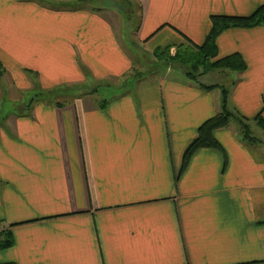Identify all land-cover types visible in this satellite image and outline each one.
Returning <instances> with one entry per match:
<instances>
[{
  "label": "crops",
  "instance_id": "obj_1",
  "mask_svg": "<svg viewBox=\"0 0 264 264\" xmlns=\"http://www.w3.org/2000/svg\"><path fill=\"white\" fill-rule=\"evenodd\" d=\"M136 1L137 40L153 56L185 37L202 45L213 15L264 4ZM100 3L0 0V227L14 239L0 264H264V133L246 142L232 122L215 132L224 152L198 150L179 176L199 127L221 111V86L260 127L264 23L220 34L219 56L239 53L247 68L206 73L201 82L218 85L206 90L170 69L131 76L125 23ZM126 77L134 84L109 100L94 91ZM69 89L64 102L44 96Z\"/></svg>",
  "mask_w": 264,
  "mask_h": 264
},
{
  "label": "trees",
  "instance_id": "obj_2",
  "mask_svg": "<svg viewBox=\"0 0 264 264\" xmlns=\"http://www.w3.org/2000/svg\"><path fill=\"white\" fill-rule=\"evenodd\" d=\"M264 23V4L261 5L254 13L248 16L236 15H213L211 17V29L202 45L193 43L185 37L183 43L177 45L176 53L172 54L171 48L158 49L154 56L162 61L167 60L166 65L177 62L186 67V76L208 90L218 85H205L201 82L200 77L213 70L244 72L247 68L246 62L239 53H233L225 57L219 56L218 37L222 32L230 28H252ZM137 77V75H136ZM138 78V77H137ZM222 88L221 111L215 116L206 120L198 129L197 136L186 148L183 156V163L179 176L186 170L193 155L200 149H217L224 152V148L215 136L219 129L227 128L233 121L239 122L242 128L243 139L246 142H256L257 139L251 133L250 121L241 116L234 109H230L229 90L224 86ZM52 93H55L53 91ZM51 93V94H52ZM46 94H44L45 96ZM255 121L264 129V117L259 114ZM14 244V239L9 229L0 227V251L7 249ZM1 264H16L13 262Z\"/></svg>",
  "mask_w": 264,
  "mask_h": 264
},
{
  "label": "rangeland",
  "instance_id": "obj_3",
  "mask_svg": "<svg viewBox=\"0 0 264 264\" xmlns=\"http://www.w3.org/2000/svg\"><path fill=\"white\" fill-rule=\"evenodd\" d=\"M51 1H70V0H51ZM97 4L99 2L100 6L104 7H109L113 8L115 13V21L117 22H124L125 27L122 28L118 31L122 36L125 38L124 40L126 41V46L128 49L131 50L132 56H133V69L131 72V76L137 75V77H142L146 75H156L160 72H166L167 70H173L177 72H185L187 71L186 67L182 66L181 64L177 62L171 63L168 67L166 63L168 62L167 60H158L155 56H153L151 53L147 52L146 49L144 48V45L142 43H139L137 40V26L140 21L141 17V6L138 4L136 0H94ZM135 15L133 16V14ZM131 17L133 20H131ZM123 29V30H122ZM173 54L176 53V48L173 49L172 51ZM130 75V74H129ZM204 76V75H203ZM136 77V78H137ZM222 76H219V74H216L214 76H208L206 80L216 82V80H220ZM200 80L203 81L202 76L200 77ZM134 84V79L132 77H126L123 79H120L117 81V83H114L116 86L120 87H112L111 85H96L94 83L91 84H80L81 87H83V91L87 92V90H90L88 88L96 87V94L100 99H111L113 96L119 94L121 91L126 89L127 87L129 88ZM95 85V86H94ZM73 87V86H71ZM76 87V88H75ZM73 89L80 90L81 87L75 86ZM111 87V88H110ZM70 88V87H69ZM52 92H47L45 97L48 100H54V101H60L64 102L67 100H71L73 94H71V90H68L67 94H61L57 91L55 93ZM30 98V97H27ZM3 108L5 110H8V108H14L13 103L8 100L4 99L2 101ZM234 122V121H233ZM251 130L252 134L254 135H261L264 133V129L262 128H256V124L254 122L251 123ZM259 131V132H257Z\"/></svg>",
  "mask_w": 264,
  "mask_h": 264
}]
</instances>
